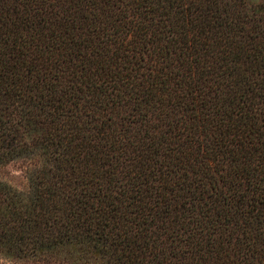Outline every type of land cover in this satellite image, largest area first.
<instances>
[{"label": "trees", "instance_id": "1", "mask_svg": "<svg viewBox=\"0 0 264 264\" xmlns=\"http://www.w3.org/2000/svg\"><path fill=\"white\" fill-rule=\"evenodd\" d=\"M10 1L0 259L264 264V0Z\"/></svg>", "mask_w": 264, "mask_h": 264}, {"label": "rangeland", "instance_id": "2", "mask_svg": "<svg viewBox=\"0 0 264 264\" xmlns=\"http://www.w3.org/2000/svg\"><path fill=\"white\" fill-rule=\"evenodd\" d=\"M219 2L221 6L226 4H228V6L233 5L232 2L230 3V0H219ZM1 4L5 5L6 7H12L10 0H1ZM19 5L21 4L19 3ZM24 14L25 12L22 9L16 10L15 13L7 10V12L5 11L2 13V16L0 17V23H5L8 20L16 18L17 15L21 17ZM0 179L19 188H25L27 186V178L24 163L20 160H13L0 164ZM0 264H17V262L12 259L1 258Z\"/></svg>", "mask_w": 264, "mask_h": 264}]
</instances>
